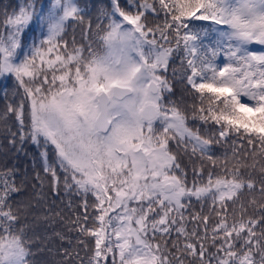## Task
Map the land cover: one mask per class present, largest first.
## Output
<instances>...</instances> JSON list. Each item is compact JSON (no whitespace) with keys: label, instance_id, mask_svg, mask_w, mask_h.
I'll return each mask as SVG.
<instances>
[{"label":"snow or ice","instance_id":"6c2138e0","mask_svg":"<svg viewBox=\"0 0 264 264\" xmlns=\"http://www.w3.org/2000/svg\"><path fill=\"white\" fill-rule=\"evenodd\" d=\"M92 8L0 11V264H264V0Z\"/></svg>","mask_w":264,"mask_h":264},{"label":"trees","instance_id":"16d2710c","mask_svg":"<svg viewBox=\"0 0 264 264\" xmlns=\"http://www.w3.org/2000/svg\"><path fill=\"white\" fill-rule=\"evenodd\" d=\"M95 2V0H78V3L82 7H85L89 11H95L94 8H92V4ZM106 2V0H104ZM123 2V0H122ZM20 3V0H0V11L7 10L9 12L12 11V9ZM51 0H42V6L46 10V8L50 5ZM192 26L196 29L202 28V27H211L209 22L206 21H193ZM69 32H71V29H69ZM42 36V30L40 29L39 25L36 23H33L30 25V28L26 30V35L23 36V43L25 45H31L34 40L38 37ZM214 36V34H213ZM79 38V36H77ZM204 43H211V40L206 38L204 40ZM259 50H264V47L262 46H255ZM177 67L179 66V59L175 61ZM217 63L220 66H223L224 60L223 57H220L217 61ZM13 87V81L11 78L8 79H2L0 78V109H3L6 101L4 99V92L8 91L10 92L11 88ZM175 97L174 99H179L181 92L179 86L176 87L175 89ZM185 99H188L185 97ZM26 151L28 153L27 156H25L24 153H19L15 154L14 152L9 151V146L7 145V141L5 137L0 134V164L7 163L8 166H12L14 163L20 170L21 173L25 168H27L29 172V176L31 177L32 175V158L37 157L38 158V152L34 146L31 145H25ZM38 159H37V164H38ZM18 173V176L21 174ZM36 183L35 180L30 179L29 185L26 189V192L29 194L32 192L31 184ZM49 195H51L49 193ZM37 259H44L43 256L37 257Z\"/></svg>","mask_w":264,"mask_h":264},{"label":"clouds","instance_id":"9594fccd","mask_svg":"<svg viewBox=\"0 0 264 264\" xmlns=\"http://www.w3.org/2000/svg\"><path fill=\"white\" fill-rule=\"evenodd\" d=\"M103 51H104V50H103V49H101V54L103 53Z\"/></svg>","mask_w":264,"mask_h":264}]
</instances>
